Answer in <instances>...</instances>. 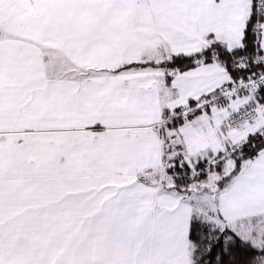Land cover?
Wrapping results in <instances>:
<instances>
[{
    "label": "snow or ice",
    "instance_id": "1",
    "mask_svg": "<svg viewBox=\"0 0 264 264\" xmlns=\"http://www.w3.org/2000/svg\"><path fill=\"white\" fill-rule=\"evenodd\" d=\"M0 264H264V0H0Z\"/></svg>",
    "mask_w": 264,
    "mask_h": 264
}]
</instances>
